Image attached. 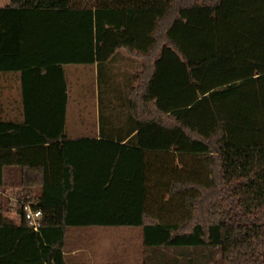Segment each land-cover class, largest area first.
I'll list each match as a JSON object with an SVG mask.
<instances>
[{
  "label": "trees",
  "instance_id": "obj_1",
  "mask_svg": "<svg viewBox=\"0 0 264 264\" xmlns=\"http://www.w3.org/2000/svg\"><path fill=\"white\" fill-rule=\"evenodd\" d=\"M0 39L1 59L35 42L55 48L40 66L96 64L99 90L128 89L124 110L100 107V140L67 139L63 78L40 111L23 94L24 121L0 120V186L22 169L0 204V264H69L68 230L91 227L139 228L141 264H264V0H8ZM120 50L138 61L124 83L107 68Z\"/></svg>",
  "mask_w": 264,
  "mask_h": 264
},
{
  "label": "crops",
  "instance_id": "obj_2",
  "mask_svg": "<svg viewBox=\"0 0 264 264\" xmlns=\"http://www.w3.org/2000/svg\"><path fill=\"white\" fill-rule=\"evenodd\" d=\"M3 1L0 4V8L5 6L8 0ZM7 39V38H6ZM6 39H0V48L8 42ZM16 42H20L19 39ZM35 42H30L26 47L21 48L20 45L14 43L10 45L12 49L15 47L21 52V55L17 59L7 60L0 58V67L9 66L13 63H20L19 61L23 59L26 60V56L36 57L37 60L32 63V65L24 68V73L20 70H9L0 71V120L20 123L24 121V106L22 95H32L30 102L28 103V108L35 111H40L44 105L42 102V95H49L62 92V78L66 81L67 85V95L68 102L66 107V123H65V133L67 139L78 140V139H94L100 140L101 136L99 133V109L100 107L109 109L111 111H122L125 109L123 106L125 97L128 89L124 87H110L108 89L97 87L96 75L97 67L96 64L92 66L83 65H61V72L53 64L52 61L48 62L45 66H40V59H47L52 57L55 48L49 49V54H44L40 56L33 55ZM50 46H57L54 45ZM26 45V43H24ZM31 47V48H29ZM66 50V49H65ZM28 51V52H27ZM119 57L111 63L107 68H112L115 72L121 71L124 73V77L120 78V82L124 83L129 78L130 75L138 71V61L132 57L125 54L123 50L118 51ZM17 54V52H16ZM20 52L17 54L19 55ZM43 56V58H42ZM135 62V63H133ZM23 65L27 63L22 61ZM137 66V67H136ZM29 101V100H28ZM126 103V101H125ZM77 107L76 121H70V115L74 111V106ZM35 116L34 118H36ZM37 117L33 123H40L41 120ZM38 119V120H37ZM104 130L106 133H111L114 141H117L116 127L123 123V119H119L115 114L110 118H104ZM106 119L108 121H106ZM126 119V118H124ZM22 179V169L17 166L5 167L3 169V184L0 186V204L8 200L13 202L15 198L13 193L19 189L21 186ZM6 216L18 222V216L15 210H10L6 213ZM91 228H111V227H91ZM68 233V232H67ZM65 237V245H66ZM84 251L82 249H72L71 251H66L65 246L63 248V255L65 261H77L78 256ZM70 264V263H69ZM94 264V262H90Z\"/></svg>",
  "mask_w": 264,
  "mask_h": 264
},
{
  "label": "rangeland",
  "instance_id": "obj_3",
  "mask_svg": "<svg viewBox=\"0 0 264 264\" xmlns=\"http://www.w3.org/2000/svg\"><path fill=\"white\" fill-rule=\"evenodd\" d=\"M76 109L75 105L70 121H76ZM66 239V251L74 248L84 251L78 256L79 260L68 261L70 264H141L142 233L139 228H72Z\"/></svg>",
  "mask_w": 264,
  "mask_h": 264
},
{
  "label": "built area",
  "instance_id": "obj_4",
  "mask_svg": "<svg viewBox=\"0 0 264 264\" xmlns=\"http://www.w3.org/2000/svg\"><path fill=\"white\" fill-rule=\"evenodd\" d=\"M24 216L28 225L34 230L37 231L40 224L42 214L40 211H33L29 207L24 208Z\"/></svg>",
  "mask_w": 264,
  "mask_h": 264
}]
</instances>
